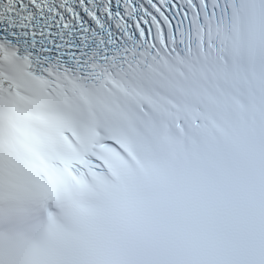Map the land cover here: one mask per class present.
<instances>
[{
  "label": "snow or ice",
  "instance_id": "6c2138e0",
  "mask_svg": "<svg viewBox=\"0 0 264 264\" xmlns=\"http://www.w3.org/2000/svg\"><path fill=\"white\" fill-rule=\"evenodd\" d=\"M0 264H264V0H0Z\"/></svg>",
  "mask_w": 264,
  "mask_h": 264
}]
</instances>
